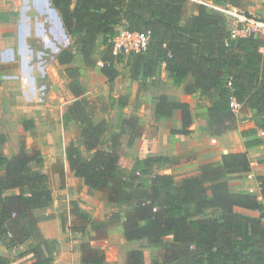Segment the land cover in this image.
<instances>
[{
    "label": "trees",
    "instance_id": "trees-1",
    "mask_svg": "<svg viewBox=\"0 0 264 264\" xmlns=\"http://www.w3.org/2000/svg\"><path fill=\"white\" fill-rule=\"evenodd\" d=\"M187 2L51 0L64 30L74 40L73 47L62 50L56 58L58 65L66 68L68 87L78 99L70 107L67 120L81 126V144L72 142L65 151L68 167L88 189L103 193L109 204L127 206L94 225V240L106 238L109 227L122 224L126 242L145 241L148 248L162 250L151 264H264V175L256 178L258 194L233 192L229 185L234 176L251 172L248 152L263 144L262 140L250 141L246 152L223 155L220 162L205 164L197 174L179 181L174 174L159 171L152 175L148 187H139L135 175L119 173L118 150L123 137L133 146L142 136L139 117L125 118L121 130L107 140L108 123L94 122L80 100L83 91L75 81L81 77L82 68L74 65L77 55L86 69H94L100 62L95 54L102 39L107 51L100 71L112 83L121 75L116 64L126 57L113 55L110 39L120 29L150 31L146 52L127 57L131 82L143 90L164 70L175 87L190 78L188 93L210 103L207 125L200 130L216 137L238 130L237 114L230 108L234 97L253 114L256 128L244 134L264 132V38L252 35L233 39L225 17L199 3L195 4V14L183 23ZM210 2L246 13L251 5V0ZM153 111L156 120L171 119L179 113L181 126L171 131L172 135L192 132L195 116L188 103L161 94ZM33 126L32 120L22 121L26 132ZM7 142L8 137L0 133V146ZM170 161L166 156H154L145 164L150 169L163 168ZM44 163L41 151L27 152L24 140L16 155L0 151V169L4 170L0 174V244L15 249L29 242L18 257H30L25 264H52L57 251V241L44 236L34 216L36 210L49 208L54 202L50 177L39 170ZM12 191L18 193L10 194ZM71 204L75 217H86L76 202ZM85 230L83 227L78 232L84 234ZM81 252L82 264L106 262L104 251L88 242L81 245ZM12 262L0 254V264ZM128 264H145V252L131 250Z\"/></svg>",
    "mask_w": 264,
    "mask_h": 264
},
{
    "label": "rangeland",
    "instance_id": "rangeland-1",
    "mask_svg": "<svg viewBox=\"0 0 264 264\" xmlns=\"http://www.w3.org/2000/svg\"><path fill=\"white\" fill-rule=\"evenodd\" d=\"M194 1L188 0L189 4L195 3ZM189 10L187 8L185 11L183 23L190 18ZM249 12L258 19H264V0H253ZM73 45L74 40L64 30L51 0H0V131H24L22 121H34L33 128L26 132L20 142L25 141L28 153L41 151L45 163L39 170L50 177L49 187L54 202L49 208L34 212L45 237L47 233L50 236L48 239L59 237L66 242L78 241L79 245L88 242L104 251L105 264H128L129 252L141 249L145 252V264H151L152 259L162 250L148 248L145 241L126 242L120 232V224L109 227L106 238L94 240V225L107 221L115 212H123L127 206L109 204L103 193L85 188L80 180L68 179L70 175L63 174L67 163L66 148L72 142L81 144V126L67 120L70 107L78 99L68 87L70 81L65 77L66 68L59 66L56 58L62 50L72 48ZM106 51L107 47L100 39L95 54L98 61H102ZM74 65L82 68L81 77L75 81L83 91L80 100L85 102L94 122L108 123L110 133L107 140L111 134L121 130L120 126L125 118L137 115L140 119L142 136L133 146L129 145V138L125 136L118 148L121 153V175H135L137 186L148 187L152 175L159 171L164 172V167L150 169L145 164L146 159L162 156L164 152L169 151L172 153L173 162L183 160L186 164L191 159L190 156L182 155L177 144L169 141V147H165L169 151H159L160 147L157 148V142H154V138H160L156 139L158 145L160 141H163V144L165 138L161 131H173L178 128L180 122L177 112L171 119L161 122L165 123L163 129H158L153 110L156 98L161 94H167L171 99L191 105L195 116V131H203L200 129L207 125L209 101L200 99L198 94H189L188 82L181 87L172 86L163 71L153 83H149L142 90L140 84L129 80L127 57L121 58L116 64L121 75L112 83L101 73L100 66L86 69L79 55L76 56ZM124 102H127L125 107ZM237 117L239 126L245 127L250 126L254 119L248 109H242ZM235 148L237 149V145ZM0 151L7 156L14 155L9 143L0 146ZM261 166L264 165L260 164L257 169H261ZM181 169L176 168L178 174L175 176L178 181L193 173V170L187 169L183 172ZM3 171L0 169V174ZM240 180L251 179L246 175H236L231 180L232 186ZM72 202L78 204L86 217L78 219L72 214ZM83 227L86 228L85 233H79L78 230ZM67 230L71 232L66 233ZM28 245L29 242L19 248L7 249L0 244V254L9 257L13 261L12 264H25L30 262L31 258L18 257L27 250ZM56 250L58 255L62 251L60 247ZM56 260L58 259L55 257L52 264H61L56 263Z\"/></svg>",
    "mask_w": 264,
    "mask_h": 264
},
{
    "label": "crops",
    "instance_id": "crops-1",
    "mask_svg": "<svg viewBox=\"0 0 264 264\" xmlns=\"http://www.w3.org/2000/svg\"><path fill=\"white\" fill-rule=\"evenodd\" d=\"M210 2V0H195L193 4H189V2H187L186 7H185V11L186 9H190L189 13H190V17H192L195 14V4L199 3V2ZM253 0H251V5L248 7V13H250L249 11L251 10V6H252ZM185 16V14H184ZM46 41V40H44ZM164 73L167 74V78L170 81V83L172 84V81L169 79L168 77V73L164 70ZM190 78L188 80H186L184 82L183 85H185L186 82H188V84H190ZM173 86V84H172ZM181 87V86H180ZM210 105V103H209ZM250 112V115L253 116L252 112L250 110H248ZM168 120V119H165ZM165 120H156L158 122V129L161 130L163 129V125L165 123H161V122H165ZM240 122V121H239ZM241 124V123H240ZM22 125V124H21ZM180 122H179V126L177 129L180 128ZM23 128V127H22ZM255 122L254 119L251 122L250 126L245 127V126H239L238 131H234L231 132L229 134H226L222 137H216V136H212L210 134V132H205V131H195V126L192 127V132L189 135H172L171 131H161L163 132V136L165 138V142L162 144L163 141H160L159 145H158V141L156 139H160V138H154V142H157V148L160 147L159 151H169L167 150L165 147H167L168 142L170 141V143L172 144H177L179 145V149L182 152L183 156H190V160L184 164L183 160L181 162H173L172 161V153L171 151L169 152H164V154L162 156H166L168 157L171 161L170 164L164 166V172L161 171L162 173H166V174H178V170H176V168H182L181 171L183 170V172H185L187 169L193 170L192 174H188L184 177L190 176V175H194L197 174L200 167L205 165V164H209V163H217L220 162L222 160V156L229 154V153H241V152H246V144L250 141H253L255 139H259L263 141V144L255 146L253 148H251L248 152L249 154V158L251 161V172H249L248 174H246L247 178H249V176L251 175L252 178L250 181L247 180H240L239 182H237L235 184V186L233 187L231 182L229 183L230 185V189L233 192H249L251 190H254V192L256 194H258L259 192V184L256 180L257 176H261L264 175V166H261V169H257L258 167H260L261 165H264V161H261L264 159V132L262 131H258L256 134H244L247 133L253 129H255ZM24 130V129H23ZM0 133L5 134L8 137V142L11 146H12V150L14 151V155H16L19 150H20V140H22V137L26 134V131H0ZM235 135H232V134ZM161 133H159L160 135ZM239 138V139H238ZM237 145V149L235 148ZM169 147V146H168ZM186 160V159H185ZM182 163V164H181ZM180 164V165H179ZM179 165V166H178ZM65 173L68 174V176L70 175V177H68V179H78L80 180V182H83L82 179L76 178L69 170L68 167V163H66L65 167H64V176ZM63 177V175H62ZM177 179V178H176ZM81 184V183H80ZM84 184V182H83ZM85 186V184H84ZM85 188H87L85 186ZM257 214V213H254ZM263 224H264V220H263ZM120 232L121 234H123V225L120 224ZM46 232V231H45ZM71 232V230H67L66 233ZM49 234L46 233V238L50 237L48 236ZM57 241V247H60V250H62L59 255L57 254L56 251V255L55 256L58 260H56V263H61V264H82V252H81V244L79 245L78 241H69L66 242L64 241L62 238L55 239ZM94 247V246H93ZM108 260V259H107ZM13 263V262H12Z\"/></svg>",
    "mask_w": 264,
    "mask_h": 264
},
{
    "label": "built area",
    "instance_id": "built-area-1",
    "mask_svg": "<svg viewBox=\"0 0 264 264\" xmlns=\"http://www.w3.org/2000/svg\"><path fill=\"white\" fill-rule=\"evenodd\" d=\"M199 4H203L211 12L222 14L225 17L227 23L231 27V36L233 39L252 35L264 38V19H258L251 13H246L231 6H218L207 1L199 2ZM150 38V31L141 33L128 29H121L114 38L110 39L109 44L114 56L128 57L132 54L145 53L148 49ZM98 66L102 67L103 63L100 61ZM230 108L233 113L238 115L240 111H242L243 105L232 97ZM249 178H252V176L250 175ZM249 192L255 193L254 190ZM259 199L261 198L259 197Z\"/></svg>",
    "mask_w": 264,
    "mask_h": 264
}]
</instances>
